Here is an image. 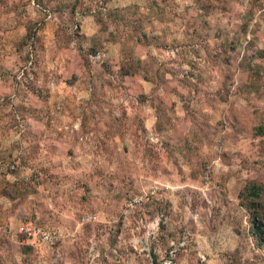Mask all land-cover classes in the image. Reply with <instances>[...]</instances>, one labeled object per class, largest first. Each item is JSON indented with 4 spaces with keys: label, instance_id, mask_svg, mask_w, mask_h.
<instances>
[{
    "label": "rangeland",
    "instance_id": "374dc122",
    "mask_svg": "<svg viewBox=\"0 0 264 264\" xmlns=\"http://www.w3.org/2000/svg\"><path fill=\"white\" fill-rule=\"evenodd\" d=\"M254 218L261 0H0V264H264Z\"/></svg>",
    "mask_w": 264,
    "mask_h": 264
},
{
    "label": "built area",
    "instance_id": "2783aa9c",
    "mask_svg": "<svg viewBox=\"0 0 264 264\" xmlns=\"http://www.w3.org/2000/svg\"><path fill=\"white\" fill-rule=\"evenodd\" d=\"M262 4L264 5V0H261ZM11 169L13 166L10 167ZM210 182H207V185H209ZM216 189H220L219 186L215 187ZM95 220L94 216H84L82 217V222L85 223H91ZM18 234L25 235L28 239H37L40 243L48 244L52 243L54 241L59 240V233L55 230H45L42 227L39 226H33L30 223L21 222L17 229ZM11 233H8L10 235ZM12 237H16L15 235L11 234Z\"/></svg>",
    "mask_w": 264,
    "mask_h": 264
},
{
    "label": "trees",
    "instance_id": "16d2710c",
    "mask_svg": "<svg viewBox=\"0 0 264 264\" xmlns=\"http://www.w3.org/2000/svg\"><path fill=\"white\" fill-rule=\"evenodd\" d=\"M256 220V218L253 219V221ZM254 229L256 230V235L259 237L260 240L264 239V223L261 225L260 223L256 224L254 221Z\"/></svg>",
    "mask_w": 264,
    "mask_h": 264
}]
</instances>
